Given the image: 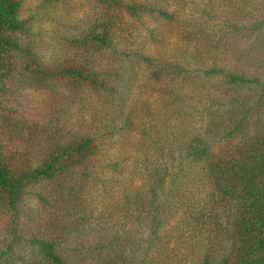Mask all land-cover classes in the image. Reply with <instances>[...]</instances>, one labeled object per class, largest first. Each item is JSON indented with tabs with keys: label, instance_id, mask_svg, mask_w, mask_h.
<instances>
[{
	"label": "trees",
	"instance_id": "trees-1",
	"mask_svg": "<svg viewBox=\"0 0 264 264\" xmlns=\"http://www.w3.org/2000/svg\"><path fill=\"white\" fill-rule=\"evenodd\" d=\"M87 1L45 66L0 0V67L48 104L2 116L0 264L25 242L33 264H264V0Z\"/></svg>",
	"mask_w": 264,
	"mask_h": 264
},
{
	"label": "rangeland",
	"instance_id": "rangeland-1",
	"mask_svg": "<svg viewBox=\"0 0 264 264\" xmlns=\"http://www.w3.org/2000/svg\"><path fill=\"white\" fill-rule=\"evenodd\" d=\"M21 9L19 20L27 22L29 31L14 35L19 43H27V46L40 57L41 63L48 66L50 63L56 65L66 59H73L77 55L72 48L69 49V56L63 57V45L69 44L66 41L75 39V37L85 38L88 30L93 29V25L88 22L90 15H93L95 8L87 0H19ZM262 7V6H260ZM258 8V14L264 12V8ZM88 16V17H87ZM130 21V19H128ZM91 21V20H90ZM176 32H172L174 34ZM64 45V48H65ZM242 46V43H241ZM246 45L241 49H245ZM66 49V48H65ZM22 60V59H21ZM20 59H12L10 66L18 65ZM23 61V60H22ZM42 63V64H43ZM12 71L9 76L6 69L0 67V126L5 124L2 116L10 111L22 115L32 123L43 122L46 117L47 96L43 89L25 87L18 81L19 70L11 67ZM19 77V76H18ZM23 86V87H22ZM18 116V115H17ZM5 140L6 151L10 150L11 145L15 147L22 144L15 140L9 142ZM38 199L34 194L27 197L23 206V216L25 222L29 225L26 234L30 236L37 231L35 222L37 209L39 208ZM6 220L0 222L3 228ZM35 225V226H34ZM15 256L6 255L1 264H33L36 257L32 255V246L25 242L20 247ZM20 248V250H19Z\"/></svg>",
	"mask_w": 264,
	"mask_h": 264
}]
</instances>
